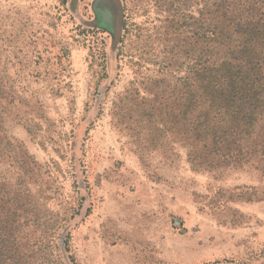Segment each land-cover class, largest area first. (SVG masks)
Returning a JSON list of instances; mask_svg holds the SVG:
<instances>
[{
	"label": "rangeland",
	"instance_id": "374dc122",
	"mask_svg": "<svg viewBox=\"0 0 264 264\" xmlns=\"http://www.w3.org/2000/svg\"><path fill=\"white\" fill-rule=\"evenodd\" d=\"M95 1L0 0V136L39 166V216L74 204L78 264H264V170L197 168L179 131L210 1L110 0L108 30Z\"/></svg>",
	"mask_w": 264,
	"mask_h": 264
},
{
	"label": "trees",
	"instance_id": "16d2710c",
	"mask_svg": "<svg viewBox=\"0 0 264 264\" xmlns=\"http://www.w3.org/2000/svg\"><path fill=\"white\" fill-rule=\"evenodd\" d=\"M209 1L198 20L205 32L197 35L193 100L179 108V131L191 141L189 158L197 168L255 164L264 170V0H252L247 8L241 0ZM1 162L16 168L18 178L0 186V264H78L68 231L77 213L74 204L58 220L43 222L26 187L38 164L0 136ZM53 231L59 258L48 252Z\"/></svg>",
	"mask_w": 264,
	"mask_h": 264
},
{
	"label": "flooded vegetation",
	"instance_id": "af4514ba",
	"mask_svg": "<svg viewBox=\"0 0 264 264\" xmlns=\"http://www.w3.org/2000/svg\"><path fill=\"white\" fill-rule=\"evenodd\" d=\"M112 7V2H110V0H97L95 2H93L92 4V10L94 12V24L104 30H108L106 26L101 25V23L99 22L102 15L105 13H110V9ZM110 33V32H109Z\"/></svg>",
	"mask_w": 264,
	"mask_h": 264
},
{
	"label": "water",
	"instance_id": "95a60500",
	"mask_svg": "<svg viewBox=\"0 0 264 264\" xmlns=\"http://www.w3.org/2000/svg\"><path fill=\"white\" fill-rule=\"evenodd\" d=\"M101 19L103 20V22H104L106 25L110 26L109 23H108L109 20H110V18H109V16H108L107 13L103 14L102 17H101Z\"/></svg>",
	"mask_w": 264,
	"mask_h": 264
}]
</instances>
